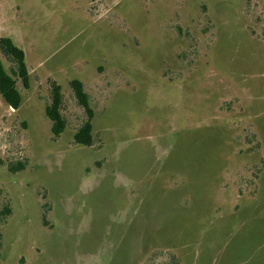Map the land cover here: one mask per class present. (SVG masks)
<instances>
[{"label": "rangeland", "instance_id": "1", "mask_svg": "<svg viewBox=\"0 0 264 264\" xmlns=\"http://www.w3.org/2000/svg\"><path fill=\"white\" fill-rule=\"evenodd\" d=\"M5 36L0 264H264V0H0Z\"/></svg>", "mask_w": 264, "mask_h": 264}, {"label": "trees", "instance_id": "2", "mask_svg": "<svg viewBox=\"0 0 264 264\" xmlns=\"http://www.w3.org/2000/svg\"><path fill=\"white\" fill-rule=\"evenodd\" d=\"M0 51L13 63V66L8 70L0 58V97L6 105L12 109H18L22 96L17 87V80H20L25 88L29 85V72L25 61V53L11 38L6 36L0 37ZM69 84L77 102L83 108L86 115L85 120L75 130L73 141L75 144L91 146L93 142L92 119L94 112L89 104L88 94L81 80L73 78ZM50 93V101L45 106V115L51 122V133L54 137H58L66 127V119L61 110V86L58 83L52 82Z\"/></svg>", "mask_w": 264, "mask_h": 264}]
</instances>
